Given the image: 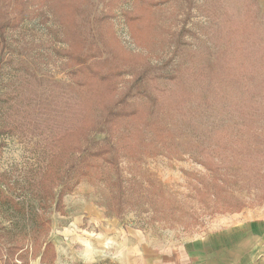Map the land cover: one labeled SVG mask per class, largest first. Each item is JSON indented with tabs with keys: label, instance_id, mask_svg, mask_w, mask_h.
<instances>
[{
	"label": "rangeland",
	"instance_id": "1",
	"mask_svg": "<svg viewBox=\"0 0 264 264\" xmlns=\"http://www.w3.org/2000/svg\"><path fill=\"white\" fill-rule=\"evenodd\" d=\"M26 1V16L0 39V264L15 248L43 264L45 243L52 264H131L138 241L165 251L264 221V0ZM150 20L167 42L148 55L129 22ZM143 68L173 111L181 155L146 158L136 180L160 185L174 213L145 206L119 219L106 209L109 190L86 180L62 211L51 198L41 208L39 180L57 137ZM210 162L228 169L239 211L198 190Z\"/></svg>",
	"mask_w": 264,
	"mask_h": 264
},
{
	"label": "trees",
	"instance_id": "2",
	"mask_svg": "<svg viewBox=\"0 0 264 264\" xmlns=\"http://www.w3.org/2000/svg\"><path fill=\"white\" fill-rule=\"evenodd\" d=\"M25 1L0 0L1 40L26 16ZM14 7L19 10L12 15ZM129 25L133 35L145 42L148 55L162 49L167 42L166 37L153 33L156 27L154 20H150L143 28H138L133 22H129ZM174 36L176 44L178 42L175 39H181L183 34ZM152 84L153 80L146 68L133 72L110 95L101 98L95 114H78L72 128L57 137L56 153L48 161L39 180L37 199L41 208L51 198L56 202V210L62 211L63 197L70 194L82 180H86L101 183L109 190L106 209L119 219L128 211L145 206L158 214L164 211L167 204V215L174 213L172 199L165 195L160 185L136 180L137 171L140 175L141 163L146 158L158 155L174 158L181 155V147L173 130V111L165 107ZM74 92L77 99L83 101L82 93ZM205 168L209 182L202 181L198 190L203 185L217 199L222 195L229 197L223 199V202L230 201L232 204L227 208L239 211L243 204L233 203V198L227 194L228 169L212 162L207 163ZM5 199L16 207V202ZM15 249L8 250L10 258L4 259V264H27L26 255L17 256ZM54 257L53 245L45 243L40 262L52 264Z\"/></svg>",
	"mask_w": 264,
	"mask_h": 264
},
{
	"label": "crops",
	"instance_id": "3",
	"mask_svg": "<svg viewBox=\"0 0 264 264\" xmlns=\"http://www.w3.org/2000/svg\"><path fill=\"white\" fill-rule=\"evenodd\" d=\"M91 214L98 216L97 211ZM238 231L234 236L215 235L205 243L186 244L165 251L141 248L138 241L132 251L131 264H264V221L239 226ZM209 243L211 247L207 248Z\"/></svg>",
	"mask_w": 264,
	"mask_h": 264
}]
</instances>
